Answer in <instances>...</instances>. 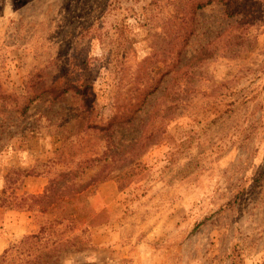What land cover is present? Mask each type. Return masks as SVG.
<instances>
[{
	"label": "rangeland",
	"instance_id": "obj_1",
	"mask_svg": "<svg viewBox=\"0 0 264 264\" xmlns=\"http://www.w3.org/2000/svg\"><path fill=\"white\" fill-rule=\"evenodd\" d=\"M149 3L0 0V264H264V0L198 12L179 72L93 130L142 92Z\"/></svg>",
	"mask_w": 264,
	"mask_h": 264
},
{
	"label": "trees",
	"instance_id": "obj_2",
	"mask_svg": "<svg viewBox=\"0 0 264 264\" xmlns=\"http://www.w3.org/2000/svg\"><path fill=\"white\" fill-rule=\"evenodd\" d=\"M216 1L223 3L224 14L226 17L234 18L245 13L242 8V6L245 5L242 1L248 0H150V3L145 8L146 19L153 20L155 17L160 16L162 22L159 25L160 33L158 34L160 41H157L154 45H152V54L148 60L144 62V65L148 64V66L145 67V70L140 75L142 80L136 81V85L143 84L142 92L140 95L133 98V101H131L128 106H125L122 112H119V110L116 111V113H114V115L105 122H93L89 128L99 131L110 130V132H114V125L132 124L137 118V115L147 104L148 98L160 89V86L163 84L165 78L179 72L180 69L175 72L176 68L182 62V57L187 55L186 51L194 42V38L199 35V31L195 27V17L197 13L203 11L207 6ZM152 63L162 64L163 67H161L160 71H152L149 73L148 67H150ZM143 67L144 66L140 68L143 69ZM90 88L91 86L86 85L85 83L78 86H68L63 84L57 92V97L63 96L72 91L75 94H79V96L83 98ZM121 128L122 127H118L117 130ZM150 139L151 137L147 138L146 142ZM88 160L89 162L101 161L99 157H94L93 159ZM77 171H79V169L71 171L63 176L75 179L77 178ZM95 180L96 179H93L90 183H87L86 186L92 184ZM73 186H75L74 182L72 185L64 183L62 188H71ZM50 195L51 191L47 189V193L45 195H40L36 198L49 197ZM39 206L41 212L46 213L48 212L47 210H49L48 206L52 205ZM57 209H62V205H60ZM56 222L57 224H62L63 220H57ZM55 228V222H46V225L42 227L40 234L47 233V231L50 232ZM31 237H35V235H31ZM28 238H30V236Z\"/></svg>",
	"mask_w": 264,
	"mask_h": 264
},
{
	"label": "crops",
	"instance_id": "obj_3",
	"mask_svg": "<svg viewBox=\"0 0 264 264\" xmlns=\"http://www.w3.org/2000/svg\"><path fill=\"white\" fill-rule=\"evenodd\" d=\"M26 229H27V228H26ZM24 232H25V231H24ZM24 232H23V233H24Z\"/></svg>",
	"mask_w": 264,
	"mask_h": 264
}]
</instances>
